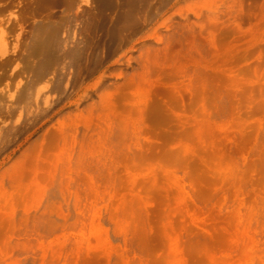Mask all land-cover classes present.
<instances>
[{
    "label": "rangeland",
    "instance_id": "rangeland-1",
    "mask_svg": "<svg viewBox=\"0 0 264 264\" xmlns=\"http://www.w3.org/2000/svg\"><path fill=\"white\" fill-rule=\"evenodd\" d=\"M4 102L0 264H264V0H0Z\"/></svg>",
    "mask_w": 264,
    "mask_h": 264
},
{
    "label": "bare ground",
    "instance_id": "bare-ground-1",
    "mask_svg": "<svg viewBox=\"0 0 264 264\" xmlns=\"http://www.w3.org/2000/svg\"><path fill=\"white\" fill-rule=\"evenodd\" d=\"M66 34V37H70V30ZM76 46H72L68 39L61 36V31L54 24L39 25L35 28L31 47L29 53L34 56H39V60L36 64L30 66L33 69L37 79L45 78L50 72L55 70L57 77L62 76V71L59 69L62 60L65 57L70 58V64L74 65L80 57V52ZM60 83H57V87ZM2 107V108H1ZM0 107L1 113H12V106L7 105L5 102ZM32 111V108L26 107L25 112ZM44 112V110H42ZM10 131V130H9ZM8 130L4 129V134H7Z\"/></svg>",
    "mask_w": 264,
    "mask_h": 264
}]
</instances>
